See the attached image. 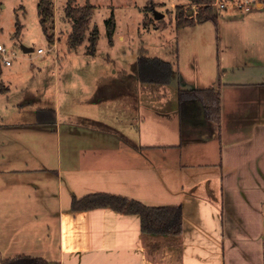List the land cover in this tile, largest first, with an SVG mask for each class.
Listing matches in <instances>:
<instances>
[{
  "label": "crops",
  "instance_id": "0c3cea01",
  "mask_svg": "<svg viewBox=\"0 0 264 264\" xmlns=\"http://www.w3.org/2000/svg\"><path fill=\"white\" fill-rule=\"evenodd\" d=\"M253 5L257 10L219 15L229 28L223 37L215 30L214 50L203 48L208 60L196 51L182 68L179 56L178 66L166 60L173 66L169 84L142 83L137 69L131 99L125 89L122 99L118 90L120 99L108 100L112 124L101 110L109 81L94 70L82 73L96 55L68 45L70 55L61 58L56 20L52 62L38 54L45 61L27 74L4 65L0 264L20 256L52 264H166L172 248L177 264H264V0ZM132 80L125 78L127 88ZM207 89L220 96L218 123L201 101L181 97ZM100 194L151 208L180 206L184 230L145 235L138 214L75 208Z\"/></svg>",
  "mask_w": 264,
  "mask_h": 264
},
{
  "label": "rangeland",
  "instance_id": "374dc122",
  "mask_svg": "<svg viewBox=\"0 0 264 264\" xmlns=\"http://www.w3.org/2000/svg\"><path fill=\"white\" fill-rule=\"evenodd\" d=\"M40 0H2L3 4L0 8V41L7 46L6 48L12 53L10 54L9 61L14 64L15 69H19L20 72L27 74L29 70L36 71L42 58H38V50H44L45 57L51 59L56 55L55 51L51 50L52 45L49 44L46 34L43 32V28L40 26L39 11L37 5ZM88 0H76L75 5H85ZM228 2L229 0H222ZM262 0H254L251 3L254 10H257L256 4ZM94 6L95 12L91 19V29L95 26L99 27L100 37L99 45L96 56L90 60V66L83 67V71L79 68V71L86 73L87 70H94V73L100 72L102 80H108L102 90V95L107 101H102V107L105 120L104 123L112 124L114 122L112 111L110 110L111 104L108 100H114L119 95L121 99L125 97V89L131 99V89L136 90L137 82V69L139 56L141 51H146V55L150 57H156L163 60H174L176 66H178V56L180 58V65L185 66L188 64L192 52H200V56L207 58L203 54V48L209 47L214 50L216 40H212L215 30L221 28L222 37L223 30H227L229 25L224 23L223 18H219L222 25L214 23H206L195 27H189L179 32L176 30V17L177 11L175 5H183L188 13L192 12L196 14L199 10V6H193L189 0H89ZM55 17L58 26L61 31L59 35L63 36L60 41L61 47L59 50V56L63 57L65 53L69 56L68 51V29L72 27L70 22L65 21V6L67 0H53ZM231 2H228L229 7L226 10H217L218 14L222 15L232 8L239 9ZM3 6H5L3 8ZM253 10V11H254ZM162 15L160 19L156 18V15ZM114 16L117 26V39L111 45L107 36V21ZM64 19V21H63ZM17 20L23 25L24 30L22 36L17 39L15 33L17 31ZM236 24L234 28H236ZM73 28V27H72ZM194 32H197L194 33ZM118 33H122L121 36H125L123 40L118 37ZM51 35L56 37L55 29L51 31ZM84 44V43H83ZM223 44V43H222ZM22 45L34 48V52L24 53ZM83 46V47H82ZM78 54H83L84 49L88 48L89 44L87 40L82 45ZM70 49V47H69ZM77 53L72 52L71 55ZM26 57V61H23V57ZM69 60V59H68ZM89 60V59H88ZM208 60V58H207ZM52 62V61H51ZM21 63L25 65V70L21 71ZM80 63V62H79ZM5 65V64H4ZM77 67V65H75ZM74 67V68H75ZM117 70V72H115ZM133 77L131 84L125 86V78ZM89 78V77H88ZM86 77V80L89 81ZM90 82V81H89ZM113 90L110 91V88ZM118 90L119 93L118 94ZM113 98V99H112ZM120 99V98H118ZM110 107V108H109Z\"/></svg>",
  "mask_w": 264,
  "mask_h": 264
},
{
  "label": "trees",
  "instance_id": "16d2710c",
  "mask_svg": "<svg viewBox=\"0 0 264 264\" xmlns=\"http://www.w3.org/2000/svg\"><path fill=\"white\" fill-rule=\"evenodd\" d=\"M193 6H199L196 14L189 16L188 11L183 5L176 6V29L181 30L187 27H195L208 22L218 25L219 14L217 12L215 2L217 0H189ZM232 1V0H230ZM76 0H67L65 10V18L72 25V32L68 37V44L71 50H77L88 40L87 53L95 56L98 50V41L100 30L98 26L91 29L90 23L95 12L94 6L87 1L85 5H75ZM2 2L0 0V8ZM39 11L40 26L46 34L49 44H53L54 37L51 31H54L55 10L53 0H40L37 5ZM107 36L109 43L113 45L114 33L116 31V22L114 16L107 21ZM17 31L15 37L19 39L22 36L23 26L19 20L16 22ZM138 69L140 81L145 84L165 85L169 84L173 78V66L170 62L163 59L150 57L146 55V51H141L139 56ZM4 63L0 56V94H6L9 88L1 80ZM183 95H188L198 99L203 104L205 115L212 122L218 123L221 115L220 96L213 90L200 91H183ZM55 120V119H54ZM54 122V121H52ZM100 207H109L115 212L128 215L138 214L141 217V231L145 235L159 236H180L183 232V212L180 206L169 207H147L137 200H130L119 195L100 194L87 196L82 201H76L75 208L83 209H99ZM166 264H174L178 262V251L175 248L168 250L166 255ZM2 264H52L46 260L20 256L16 259L3 261Z\"/></svg>",
  "mask_w": 264,
  "mask_h": 264
},
{
  "label": "built area",
  "instance_id": "2783aa9c",
  "mask_svg": "<svg viewBox=\"0 0 264 264\" xmlns=\"http://www.w3.org/2000/svg\"><path fill=\"white\" fill-rule=\"evenodd\" d=\"M231 2L233 4V6L239 8L240 10L243 11H249L251 8V3H254V0H232V1H228ZM228 2H223L222 0H217L215 2V6L217 10H226L229 5ZM231 4V5H232ZM38 54H44V50L39 49ZM12 53V51L8 50L5 46L0 45V56L2 57V62L7 65V66H11V62L9 61V57L10 54Z\"/></svg>",
  "mask_w": 264,
  "mask_h": 264
},
{
  "label": "water",
  "instance_id": "95a60500",
  "mask_svg": "<svg viewBox=\"0 0 264 264\" xmlns=\"http://www.w3.org/2000/svg\"><path fill=\"white\" fill-rule=\"evenodd\" d=\"M192 14H193V13L190 12V13H189V16H192ZM162 17H163L162 15H159V14L156 15V18H157V19H160V18H162ZM22 48H23V50H24V53H26V54H27V53L34 52V48H33V47H29V46L26 47V46L22 45Z\"/></svg>",
  "mask_w": 264,
  "mask_h": 264
}]
</instances>
